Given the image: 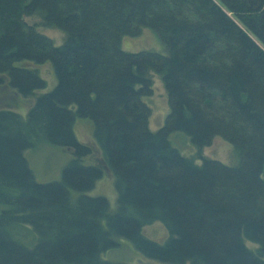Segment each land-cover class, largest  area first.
<instances>
[{
    "label": "trees",
    "instance_id": "1",
    "mask_svg": "<svg viewBox=\"0 0 264 264\" xmlns=\"http://www.w3.org/2000/svg\"><path fill=\"white\" fill-rule=\"evenodd\" d=\"M36 14L63 31L61 45L24 20ZM144 28L165 54L123 49ZM47 62L58 82L38 94L47 82L30 63ZM153 73L170 106L157 131L144 100ZM3 86L35 101L25 117L0 108V264H130L104 257L121 239L158 264H264V0H0ZM78 117L94 123L95 162ZM216 136L235 146L236 165L202 155ZM45 142L72 157L42 183L25 151ZM106 171L115 209L88 194ZM155 222L163 243L144 234Z\"/></svg>",
    "mask_w": 264,
    "mask_h": 264
},
{
    "label": "rangeland",
    "instance_id": "2",
    "mask_svg": "<svg viewBox=\"0 0 264 264\" xmlns=\"http://www.w3.org/2000/svg\"><path fill=\"white\" fill-rule=\"evenodd\" d=\"M24 20L30 26H34L37 31L51 38L55 45H61L63 43V31L44 26L42 19L38 14L25 16ZM122 46L123 49L128 52L150 50L163 54L166 53V48L158 34L150 28H144L141 34L136 37L125 36L122 41ZM30 65L37 68L40 76L47 82L46 88L38 90L37 93L41 94L54 89L58 80L52 63L47 62L42 65H34L30 63ZM152 78L153 94L145 97L144 100L151 107L152 111L149 120V127L152 131H157L164 125L170 112V106L162 75L153 73ZM34 101L35 97H23L8 86L0 88V108L13 109L25 117L28 109L32 106ZM74 129L76 136L80 141L95 145L94 155L87 158L88 163L95 162L96 159L101 157V153L94 140L93 121L78 117L75 121ZM170 140L172 144L181 151V153L189 157H196V162L198 164L202 163L201 157L198 156L196 146L187 134L184 132H174L171 134ZM202 155L207 158L219 160L228 165H236L240 159L235 146L221 136H216L211 145L206 146L202 150ZM25 156L35 174L36 180L38 182L46 183L61 179L62 170L71 159L72 154L68 149L45 142L39 143L36 147L27 149L25 151ZM74 194L77 195L76 193ZM88 194L90 196L102 195L107 197L111 207L115 209L117 192L111 172L106 171L104 176L96 182L95 187L90 190ZM144 234L148 238L159 243H163L168 237L167 230L161 222L147 225L144 228ZM247 244L251 248L256 247V244L252 242H248ZM104 257L108 260L130 264H158L155 260L142 255L125 239H121L119 241V246L105 253Z\"/></svg>",
    "mask_w": 264,
    "mask_h": 264
}]
</instances>
